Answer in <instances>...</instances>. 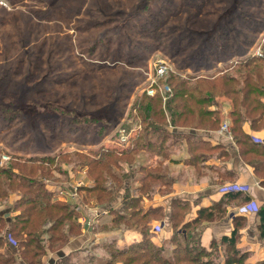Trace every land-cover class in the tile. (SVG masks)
<instances>
[{"label": "rangeland", "instance_id": "374dc122", "mask_svg": "<svg viewBox=\"0 0 264 264\" xmlns=\"http://www.w3.org/2000/svg\"><path fill=\"white\" fill-rule=\"evenodd\" d=\"M250 58L264 59V0H0V167L23 177L22 169L31 167L14 158H57L50 167H36L39 170L32 177H41L39 181L46 188L56 186L58 193L60 186H77L72 184L71 177L79 175L78 170L82 169L86 181H81L93 188L95 179L86 165L81 164L83 159L77 160V155L93 159L94 151L99 158L111 150L112 156L103 159L105 168L102 167L103 178L96 194L98 197L104 189L102 199L87 194L85 187L79 189V196L87 203H94L95 208H102L110 206L112 199L121 195L125 210H121L120 201L111 215L129 216L132 210L125 200L138 195L140 209L143 197H154L160 186L163 195L170 193V183L182 175H176L177 171L168 167L164 158L153 153L140 150L128 157L122 155L120 149L124 146L120 134L131 133L128 145L134 146V136L144 135L146 127L162 118L154 117L151 110L146 111L152 99L156 104L154 112L164 113L167 125H171L168 102L175 99L178 89L183 88L181 85L191 81L190 85L194 86L191 80L194 76L220 77L225 73L240 77L233 68ZM158 62L167 63L171 68L170 75L162 80L171 89L165 95L166 101L162 97L157 101L144 93ZM215 100L218 105L213 108L220 122L229 121L232 133V119L222 118L225 104H219L221 100L232 103L231 99ZM257 130L264 129L260 126ZM6 156L10 158L4 160ZM250 161L253 165L259 163L255 158ZM157 165L162 168L156 170ZM129 166L137 168V175L152 176H146L149 178L146 184L151 188L134 193L145 185L137 183L138 176L124 188ZM154 174L163 179L155 180ZM21 190L15 187L0 203L14 206L15 199L20 202L26 197V190ZM77 193L76 188L73 194L78 196ZM53 200L70 208L69 203L55 196ZM188 214L180 211L175 225L171 224V239L177 244L183 240V222ZM161 217L145 220L149 237L150 231L153 236L163 231L162 223H157L162 221ZM222 218L216 214L208 221ZM202 220L205 217L191 222L184 232L189 237L188 246L183 242L181 247H188L189 258L200 255ZM131 225L121 222L105 226L111 227L107 232H116ZM70 228L74 229L72 223L66 222L62 231L68 240L73 236H69ZM41 237L47 238L44 234ZM181 247L178 244L179 254H182ZM219 255L227 257L221 264L233 261L244 264L241 251L219 250L218 242L212 252L204 250L199 260L220 264ZM124 260L120 258L116 263ZM21 261L17 258L16 264Z\"/></svg>", "mask_w": 264, "mask_h": 264}, {"label": "crops", "instance_id": "0c3cea01", "mask_svg": "<svg viewBox=\"0 0 264 264\" xmlns=\"http://www.w3.org/2000/svg\"><path fill=\"white\" fill-rule=\"evenodd\" d=\"M220 102L226 105H222L223 110L221 111L222 118L226 119L227 116H230L232 105L231 103L224 102V100L219 101V104ZM213 107H217V105ZM213 107L211 110L216 111ZM165 130L170 137L174 134L176 136L162 140L158 138L161 133L152 131L153 138L150 142L151 145H147L146 147L145 145L148 143L140 141L136 147L138 151L141 150L143 153H153L158 157L164 158L165 164L177 171L176 175H182V177L172 180L170 183L172 191L170 193L163 195L160 186V189L156 190L157 193L154 194V197H143L142 201L140 200V203H142L140 208L142 210L141 215L156 214L157 216H162V221L157 223H162L161 225L164 229L161 233H156L155 236L150 231V237L148 236L149 243L161 249L162 256L166 260L172 262L177 259L179 252L178 245L171 239V217L174 203H176L186 207L182 211H188L189 213L187 215L188 219H186L183 225L195 221L202 210L208 211L213 216L216 214L223 216L221 220L214 222H210L212 220L208 221L209 219L207 218L202 220L204 227L199 241L201 248L212 252L214 243L218 242L219 250L231 248L235 249L236 252L241 251L244 256V264H263L264 239L261 235V218L259 213L264 209V172H257L256 165L264 162V156L257 155L253 151H264V130L259 131L252 128L250 123H245L242 134L249 138L247 142L240 143L237 141L242 140L238 139L236 141L232 133L231 137L221 136L219 129L211 131L193 128H175L172 125H167ZM132 131L133 133L135 132V130ZM145 132L148 133V130L145 129ZM141 136L139 134V137ZM137 137L138 135L136 134L134 142ZM164 140L166 141L164 142ZM128 148H133V145L131 146L130 144L123 147L126 150ZM90 152L92 153V151ZM163 154L165 156H161ZM251 158H255L259 163L256 165L251 164ZM161 168L160 165H157L155 169L159 170ZM81 170H78L79 175L71 177V179H74L72 184L77 183V186H72L71 184L60 186L58 193L56 186L49 185L46 188L58 200L60 199V201L69 203L78 227L74 230L78 233L73 235L60 250L56 252L48 250L41 257L42 264H111L113 262L112 251H127L145 241V235L139 230L119 229L121 231L107 232L111 227H106L105 225H113L114 221L111 210L116 208V205H120L121 202V210H125L123 198L119 195L110 206L102 208H95V204L92 202L87 203L83 197L82 199L79 196V189L90 187L88 183L81 181H86L82 175V172L85 170ZM73 172L75 173V171ZM135 172L137 173L136 167H128L126 171L128 178L124 187H129L128 183L138 176L137 183L140 186L145 184L143 187H140L141 190H145L148 186L151 188V185L146 184L149 179L146 177L147 175L145 173H138L137 175ZM160 178L159 181L163 179L161 175ZM229 183L249 186L250 190L247 193L231 195L220 193V188ZM76 188L78 189V196L73 194ZM134 199L141 198L137 195L131 198V201L125 200L124 203H132ZM15 200L14 206L19 199ZM251 201H255L259 205V212L241 215L239 207ZM14 206L8 207L0 203V214L9 216L8 218L10 219L15 218L19 215L20 211H13ZM220 207L221 209L219 210ZM152 212L158 213L153 214ZM234 231L238 233V240L235 246H230L228 242H222L223 237L230 238ZM8 249L12 250L13 256L19 254L13 245L8 244L1 250L2 255H5V257L7 256L6 251ZM219 256L221 258L219 263H225L226 255ZM235 263L237 262L235 261ZM20 264H25V262L22 260Z\"/></svg>", "mask_w": 264, "mask_h": 264}, {"label": "trees", "instance_id": "16d2710c", "mask_svg": "<svg viewBox=\"0 0 264 264\" xmlns=\"http://www.w3.org/2000/svg\"><path fill=\"white\" fill-rule=\"evenodd\" d=\"M234 69L237 74L241 75L240 77L226 75L225 73L220 77L205 76V78H198L197 76H194L191 79L194 80V86L190 85L192 84L191 81H186L185 85H181L183 88L178 89L179 94L176 92L175 99H172L173 101L171 100L168 102V111L171 117V125L175 128L180 126H192L191 128L193 129H204L211 131L218 130L221 126L218 124L222 122H220L218 112L212 111L211 108L218 105L215 99L220 97L231 99L232 110L230 112V118L232 119L233 126L231 132L234 135V139L236 141L238 139L242 140L237 142H247V139L249 138L248 136H244L242 134L243 125H245V123H250L252 128L255 129L260 126L262 129H264V78L262 76L264 71V59L259 60L257 58H250L246 61L237 63L233 70ZM235 85L237 87H235ZM154 98H157V101L160 100V96ZM154 103V99L150 100L146 107V111L150 112L151 110L154 117L161 116L162 118L153 123V126H149V128L146 127L148 133L145 132V134L141 137L138 136L135 139L133 148H128L127 150L120 149L122 155L128 157L133 155L135 152H138L136 147L140 141L148 143L145 145L146 147L147 145H151L150 142L153 138L152 131L161 133L158 138H161L162 140L176 136V134H174L170 137L168 132L165 130V127L167 126L165 114L158 113V111L154 112L153 107L156 105ZM149 115L151 114L149 113ZM165 141L166 140H164V142ZM253 152H255L257 155L264 156V151L260 152L258 150ZM111 153L114 152L107 150L102 156L100 155L99 158L98 154L92 153L95 155L93 159L82 158V154L77 155V160L83 159L81 164L86 165L89 174L94 177L96 182L95 187H85L83 190H85L87 194L93 196L97 200L102 199V194L105 193V190L101 189V193H99L100 195L98 197L96 195L100 190L99 182L103 178V159L105 157L108 159L110 156H112ZM56 159L57 158L52 157H32L29 159L26 158V160L20 159L19 157L14 158L13 160L18 162H25L26 167H31V169H22L23 177L15 175L13 171L7 168L0 167V201L7 199L9 192H12V189L15 187H18L20 190H26V197L21 199L20 202L18 201L13 208V211L22 210L20 211L19 215L10 219L8 218L9 216L0 214V264H16L17 258H21L25 264H42L41 257L44 256L48 250L54 251V249H60L64 246V244L66 245L68 243L67 237L64 235V233H62L65 223L71 222L73 228L76 229L77 224L74 220L73 211H70L71 208L61 203L58 204V202L55 203L53 200V194L49 193L45 185L39 181L41 177H32V175H37L36 173L38 172L39 168L37 169L36 167H50L51 165L55 164ZM13 166L20 167L18 164ZM256 171L259 173L264 172V162L256 165ZM42 172L44 171H40L41 176L43 175ZM27 173L29 174L27 175ZM147 176L152 177L150 175ZM154 178L155 180L161 179L160 175L158 174H154ZM122 181L125 182L124 179ZM15 182H18V186L15 184ZM6 186L8 189H4ZM147 188H150V186ZM135 191L136 192L134 193H142L145 190L138 188ZM113 194L114 192L112 195ZM117 197H119V195H117ZM116 198L112 199V202ZM138 201L139 199H134L132 203H129V208L132 210L129 216H122L120 213V215H116L117 217L114 218L113 223L120 224L121 222H125L127 225L132 223L129 229L132 230L136 228L135 230H139L143 235H145V241L144 243L136 245L127 251H112L113 262L111 264H116L120 258H125V260L122 262L123 264H212L208 262H200L199 259L204 253L203 248L199 250V257L189 258V255L191 254L187 247L189 237L188 234L186 233L185 235L184 232H187L186 228L190 227L191 223L184 224L185 231L182 233L183 240L179 241L178 243L181 247L183 246L181 242H187V246L181 247L182 254H179L180 252H178L177 259L172 262L166 260L162 256V250L149 243L148 235L146 234L148 229L145 220H147L148 217H156L157 215L155 213L158 212H152L155 215H141L142 210L138 209ZM185 208L186 207L181 204L174 203L173 214L171 217V224H173V226L175 225L177 218L180 217V211L178 210L182 211ZM220 209L221 207L219 210ZM259 215L261 218V235L264 239V209L260 211ZM204 217L211 220L214 216L208 211L202 210L199 213V217L193 223L198 222L199 218L202 219ZM3 224L4 226H2ZM74 229L70 228V231H68L69 236L75 235L76 231ZM43 234L47 236L46 239H42L41 236ZM237 235V231H234L230 238L223 237L222 242H228L230 246H235L238 240ZM11 240L15 242L16 245L13 246L16 248L19 254H17V256H13L14 253H12V250L8 249L6 251L7 256L5 257V255H2L1 250L4 249L6 245L11 244ZM172 241L177 244L175 239L172 238ZM43 242L45 243L43 244ZM31 247H33V251ZM182 260H184V262ZM233 263H235V261L228 264Z\"/></svg>", "mask_w": 264, "mask_h": 264}, {"label": "built area", "instance_id": "2783aa9c", "mask_svg": "<svg viewBox=\"0 0 264 264\" xmlns=\"http://www.w3.org/2000/svg\"><path fill=\"white\" fill-rule=\"evenodd\" d=\"M170 65L164 62H158L154 64V70L152 71L153 74L150 76L151 78L148 80V84L144 90V93L148 96L154 98L157 96H160L166 101L165 95L168 92H171L170 87H165L162 80L166 79L170 75ZM219 134L223 137H231L230 133V122L224 121L221 125V129L219 131ZM121 144L123 146L129 144L130 138H132L131 133L122 132L121 134ZM4 160H8L10 157L6 156L3 157ZM249 186L240 185L237 183H229L220 188V193L223 195L227 194H238V193H247L249 192ZM260 210L259 205L255 201H251L241 207H239V213L241 215H246L249 213H258ZM163 228L162 226L159 227V229ZM12 245H16L15 242L11 240Z\"/></svg>", "mask_w": 264, "mask_h": 264}]
</instances>
